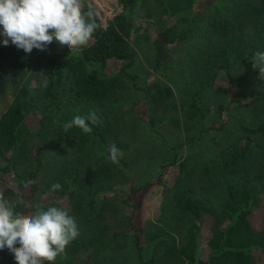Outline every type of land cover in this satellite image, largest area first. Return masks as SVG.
Segmentation results:
<instances>
[{
  "label": "trees",
  "instance_id": "16d2710c",
  "mask_svg": "<svg viewBox=\"0 0 264 264\" xmlns=\"http://www.w3.org/2000/svg\"><path fill=\"white\" fill-rule=\"evenodd\" d=\"M119 2L123 12L106 28L94 14L98 25L94 37L75 56H70L68 48L62 53L41 54L33 49L28 54L11 43L4 46V37L0 36V72L5 62H11L15 72L14 77L0 73V94L9 82L18 85V75L26 76L40 62L48 78L47 88L36 89L34 94L24 84L0 118V188L4 181L17 186V191L7 188L0 189V193L14 200L19 192L29 206L39 203L45 209L50 205L62 207L74 217L79 236L67 248L66 256L58 257L54 264H71L78 256L81 264H107L95 258L120 239H129L139 264H264V87L243 96L234 91L243 80L257 76L250 58L257 51L264 52V0H156L166 22L156 25V74L145 85H140L139 76L131 72L137 58L132 42L141 37L130 27L131 18L145 0ZM209 13L212 31L220 33L223 40L198 73L183 75V90L190 98L183 106L187 113L185 128L189 131L194 121L204 125L174 145L161 143L166 149L165 161L159 165L156 177L139 181L129 161L121 158L113 164L108 158L112 143L121 150L126 146L120 140L119 127L123 106L128 103V110L137 118L134 110L142 102L151 101L156 112L173 101V89L161 82L160 76H167L170 69L186 70L188 66L172 60L170 50L185 43L190 37L186 28ZM213 80L221 82L215 93L226 98L211 114L204 99ZM67 88L72 95L66 94ZM230 89L234 91L232 96ZM64 107L72 110L65 111ZM242 108L251 110V123L239 114ZM91 111L102 120L100 126H92L91 133L84 134L75 127L65 130L64 124L74 115ZM148 123L152 135H156L155 120ZM231 123L239 131L236 139L227 146L213 139L222 145L221 155L194 166L179 160L181 150L193 147L211 133L227 130ZM35 134L44 140L54 134L55 143L60 142L59 135L74 146L61 154L60 169L58 160L49 168L51 179L47 181L40 179L45 169L44 151L28 147L29 138ZM59 147L65 150L62 143ZM22 163L30 168L27 175L18 171ZM172 167L178 170L173 185L163 178ZM198 172L204 176H236L225 188L227 201L218 208L194 197L193 182ZM116 176L128 181V188L113 189L110 180ZM57 182L61 188L52 192L51 186ZM156 185L166 187L162 202L171 198L174 214L191 220L179 248L165 232L149 227L146 241L139 232L133 198ZM115 193L124 205L123 219L116 217L110 199ZM31 210L17 207V211ZM11 262L15 264L13 255L7 249L0 251V264Z\"/></svg>",
  "mask_w": 264,
  "mask_h": 264
},
{
  "label": "rangeland",
  "instance_id": "374dc122",
  "mask_svg": "<svg viewBox=\"0 0 264 264\" xmlns=\"http://www.w3.org/2000/svg\"><path fill=\"white\" fill-rule=\"evenodd\" d=\"M84 6L91 9L94 14L99 18L101 24L106 28L118 15L123 12L122 5L119 0H83ZM209 14L205 15L202 20L195 22L188 26L186 30L190 32L189 39L178 46L172 48L171 58L174 61H179L181 66H188V69L173 68L167 72V76H160V81L171 87L174 91V99L168 102L166 107H161L158 111L154 112L152 109V102L140 103L135 108V113L138 117L135 118L134 114L128 109L129 104L123 106V113L121 114L119 127H120V140L126 143L122 148V158L129 161L130 165L137 172V180H152L156 177L158 167L165 159V151L161 143L174 145L178 140L186 139V136L196 134L195 131L200 129L204 123L194 121L189 131L185 128V121L187 113L183 106L190 98L189 93H185L183 87L186 77L198 73L204 66L207 57L211 55L214 49L222 42L223 38L220 33L213 32L211 29ZM159 22H166L163 15V10L156 2V0H145V5L139 12L131 18L130 27L134 34L141 37L140 40L132 42L136 52V62L131 68L133 74L139 76L140 85L150 84L153 76L156 74L155 60L156 49L153 41L156 38V25ZM2 30V28H0ZM135 36V35H134ZM133 36V37H134ZM135 39V37H134ZM66 47L60 46L56 41L47 46L46 51L38 52L44 53H62ZM40 62L34 66V70L26 76L18 75V85L9 82L4 93L0 94V118L5 114L10 105L14 102L16 93L21 89L24 84H27L31 94H34L36 89L42 90L41 81L42 77L39 73L42 71L43 66ZM197 71V72H194ZM8 77H14V66L11 62H5L4 68L0 72ZM16 76V75H15ZM259 73L255 79L243 80L234 89L235 94L245 95L252 91H260L264 87V82L258 79ZM220 81H211L207 86L206 97L204 104L206 109L213 114L217 105L222 102L226 96L218 95L215 93V87L219 85ZM234 91L230 89L231 96ZM130 91L128 92V94ZM67 95H72V91L67 88ZM129 102V99H128ZM65 111H70L72 108L64 107ZM239 114L242 115L247 122H252V114L249 108L239 109ZM155 120L156 135H152L149 129V120ZM239 131L237 125L231 123L227 130L211 133L198 141L193 147L184 148L181 150L179 160L186 161L190 166L198 165L202 161H210L221 155L220 150L222 145L227 146L228 142L238 137ZM54 134L47 135L45 140L39 137V134L33 135L29 138L28 147H35L44 151L45 156V169L40 177L42 181L51 179L50 169L56 165L58 160L59 169L62 167V153H68L74 146L68 142H64L63 137L57 136L60 142L53 141ZM216 138L219 143L213 142ZM69 140V138H68ZM62 143L64 149L59 145ZM140 152V153H139ZM1 163V160H0ZM50 168V169H49ZM18 171L22 175H27L30 172L29 166L22 163L18 166ZM178 177L177 167H172L164 175L166 183L174 184ZM236 176L233 174L224 176H204L201 172L195 175L193 187L194 197L198 198L209 206L218 208L227 201L225 188L229 183L235 181ZM1 190L11 188L17 191V186L10 181H4ZM113 189L128 188V181H124L120 177H114L110 180ZM165 186H151L148 189L142 190L134 196L133 201L137 205V225L139 232L144 238L147 239L148 228H153L154 231H162L174 238L176 247L179 248L185 241L187 228L191 224V220L184 217H177L171 208V198L167 203H163V196L165 195ZM110 199H113V204L116 207V217L123 219L124 205L121 202L118 193L112 194ZM97 261L107 264H139L131 249V242L129 239H120L112 246L101 252L96 258ZM71 264H81L82 259L80 256L71 261ZM12 263V262H11ZM13 264V263H12Z\"/></svg>",
  "mask_w": 264,
  "mask_h": 264
},
{
  "label": "clouds",
  "instance_id": "9594fccd",
  "mask_svg": "<svg viewBox=\"0 0 264 264\" xmlns=\"http://www.w3.org/2000/svg\"><path fill=\"white\" fill-rule=\"evenodd\" d=\"M0 28L4 46L11 43L30 54L33 49L46 51L56 41L75 56L91 42L98 25L94 13L85 10L83 0H0ZM250 63L264 82V52H255ZM39 74L41 86L47 88V75ZM101 124L97 112L91 111L74 115L64 128L75 127L88 134L92 126ZM108 152L109 160L118 164L122 150L112 143ZM60 188L57 182L51 191ZM18 206L32 210L17 211ZM78 236V225L66 209L51 205L45 209L39 203L29 206L19 192L14 200L0 193V251L7 249L15 264H54L58 257L66 256L67 248Z\"/></svg>",
  "mask_w": 264,
  "mask_h": 264
}]
</instances>
